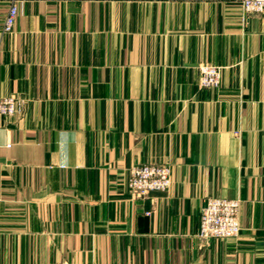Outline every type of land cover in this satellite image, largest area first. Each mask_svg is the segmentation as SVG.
Instances as JSON below:
<instances>
[{"label": "crops", "instance_id": "0c3cea01", "mask_svg": "<svg viewBox=\"0 0 264 264\" xmlns=\"http://www.w3.org/2000/svg\"><path fill=\"white\" fill-rule=\"evenodd\" d=\"M241 0H0V264H264V13ZM221 68L201 89L200 66ZM172 168L168 192L131 168ZM210 198L238 238H199Z\"/></svg>", "mask_w": 264, "mask_h": 264}, {"label": "built area", "instance_id": "2783aa9c", "mask_svg": "<svg viewBox=\"0 0 264 264\" xmlns=\"http://www.w3.org/2000/svg\"><path fill=\"white\" fill-rule=\"evenodd\" d=\"M30 0H10L9 9L3 24V33L12 34L19 17V10ZM241 8L246 15L264 13V0H241ZM200 70L201 89H217L221 85V68L202 65ZM24 112V103L16 97L0 99V118H9ZM172 186V168L164 165H142L131 168L129 190L138 196L146 197L152 192H168ZM241 201L239 199L210 198L202 210L199 238L224 241L238 238L242 232L240 222Z\"/></svg>", "mask_w": 264, "mask_h": 264}]
</instances>
